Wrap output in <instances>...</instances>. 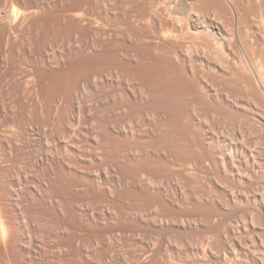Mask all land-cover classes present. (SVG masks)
Wrapping results in <instances>:
<instances>
[{
	"label": "bare ground",
	"instance_id": "1",
	"mask_svg": "<svg viewBox=\"0 0 264 264\" xmlns=\"http://www.w3.org/2000/svg\"><path fill=\"white\" fill-rule=\"evenodd\" d=\"M0 264H264V0H0Z\"/></svg>",
	"mask_w": 264,
	"mask_h": 264
}]
</instances>
